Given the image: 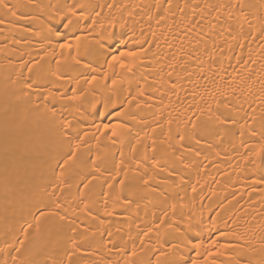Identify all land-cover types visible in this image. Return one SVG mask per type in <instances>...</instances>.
I'll use <instances>...</instances> for the list:
<instances>
[{
  "label": "bare ground",
  "instance_id": "1",
  "mask_svg": "<svg viewBox=\"0 0 264 264\" xmlns=\"http://www.w3.org/2000/svg\"><path fill=\"white\" fill-rule=\"evenodd\" d=\"M171 4H0V264H69V257L72 264H165L178 259L160 255L173 242L185 260L198 258L181 233L202 242L198 259L215 241L213 250L235 245L212 258L218 264H264V183L252 184L264 177V0ZM77 38L79 65L71 59ZM68 42L71 51L62 50ZM127 52L137 55H121ZM77 79L85 90L78 112L67 100L44 99L48 89L71 95ZM121 121L119 137L97 129ZM37 206L56 214L37 225Z\"/></svg>",
  "mask_w": 264,
  "mask_h": 264
},
{
  "label": "snow or ice",
  "instance_id": "2",
  "mask_svg": "<svg viewBox=\"0 0 264 264\" xmlns=\"http://www.w3.org/2000/svg\"><path fill=\"white\" fill-rule=\"evenodd\" d=\"M3 0H0V4H2ZM166 2L168 3V9L170 10L171 7H172V4H171V0H166ZM238 7H240L241 9H243L244 7V4L243 3H239L237 5ZM6 7V5H5ZM74 7L75 6H69L68 7V19H67V23L68 24H71L72 23V20H71V17L72 16H75L76 15V12L74 11ZM185 7H187V5L185 4ZM12 15L14 17H16L17 19H20L21 17L17 16L16 13L13 11L12 12ZM241 16L243 17V19L247 20L248 19V16L246 13L244 12H241ZM61 19H64V15L62 14L61 15ZM218 19V17H217ZM3 21H0V23H2ZM52 29H49V31H51ZM253 40H255L257 37L255 36H252L251 37ZM261 40H264V30H262L261 34H260V37H259ZM242 47V45H241ZM60 48L63 50V49H68L71 51L72 49V43L71 42H68V43H64V44H61L60 45ZM81 55V52H80V46H79V38H77V44H76V49H75V54L74 55H71V59L72 61L79 65L81 63V60L79 59ZM122 56H128V57H135L137 54L135 52H127V53H121ZM112 61L113 63H117L118 60H117V57L113 56L112 57ZM61 61H57V64H59ZM119 67L121 69H125L127 68L129 71L131 70L130 69V66L125 64V63H119ZM94 71V69H93ZM29 72H31V68L29 69ZM53 75L55 76V79L57 81H60L63 79L62 76H60L58 73H53ZM87 85L89 86H93L96 84L97 82V78L95 76H92L90 79H86L84 81ZM27 87L31 88L32 85H27ZM58 87V86H57ZM36 91H40L41 89L40 88H36L35 89ZM84 89L81 88V81L80 80H76L75 81V86L71 88V95H68V96H65L63 93H56V92H53L51 89H48L47 90V95L44 96V99L45 100H51L53 102L57 101V100H60L61 102H63L64 100H67L70 103V110L71 111H75V112H78L79 109H80V105L77 103L78 101H82L83 99V93H84ZM142 94V93H141ZM225 107H227V105L225 104L224 105ZM113 107H116V104L113 103ZM91 108L93 111L96 110V104L93 103L91 105ZM53 115H55V112H53ZM81 115H83V113H81ZM116 115L117 116H121L122 113L117 111L116 112ZM219 120V123L221 124H224L225 123V120L224 119H221V118H217ZM235 122V121H233ZM62 123L64 124V126L66 128H70L72 127V121L71 120H67V121H62ZM169 124H171V121H169ZM103 128V131L105 133H108L109 134V139H112V138H116V137H119L123 134V131L125 130V125L123 124V122H116V123H112V124H103L102 126L101 125H97V129L99 131L100 128ZM193 129H195L197 127L196 124H193L192 125ZM252 135H255V132L253 131L252 132ZM169 137H170V133H169ZM178 139L181 141V143L186 139L185 135L183 133H180L178 134ZM262 139H264V134H262ZM113 142H115V140L113 139ZM200 141L197 139L196 140V143H199ZM161 143H163V141H161ZM153 144H155V141H153ZM80 150V143L77 142L74 146V148L70 147V151L68 153V155L65 157L64 161H63V164L61 165V171L57 177L58 180H60L61 182H63V177L65 176V171L64 169L71 163L73 162L75 159H76V156H77V152H79ZM153 152H155V148L152 149ZM260 153L264 154V144H261L260 145ZM259 155V154H258ZM153 159V165L152 167L154 169H159L160 167V160L159 159H156L155 157L152 158ZM141 165L139 163H137V168H139ZM119 167V166H118ZM92 179H96L95 176L92 177ZM150 179V178H149ZM149 179H144L143 183L145 185H148L149 184ZM89 183H91V181L89 180ZM118 183H120L121 185H123L124 181H118ZM260 183H264V177H260L258 179H253L252 181V184L253 186H255L256 184H260ZM109 187H111L112 185L109 184L108 185ZM83 187L87 188L88 187V184H84ZM107 203V200L105 199V204ZM57 208L60 207L59 203H56L55 205ZM85 209H88V211L90 212L91 209L89 208L88 204H85ZM56 213L52 212L51 210H44L42 208H39V206H37V214L33 216V220L34 222L39 225L41 220L50 216V215H55ZM104 214L105 215H112V212L111 211H108L107 209L104 210ZM95 218V217H93ZM60 219L61 220H64L65 217L64 216H60ZM161 224L163 223V221L160 222ZM32 225L29 224V227H31ZM149 233H145V235H148ZM110 235V233H109ZM181 237H182V240L181 242L187 246L188 244H191V247L192 249L195 250V255L196 257H201V252H200V249L201 247L203 246L202 245V242H196V241H193L191 240V238H188V237H185L183 235V233L180 234ZM25 237H27V233H25ZM21 245H23V242L21 241L20 242ZM71 247L73 248L74 251L78 250V245L80 243V241H77L76 239H73L71 240ZM141 243L143 244V241H141ZM215 245V241H213V243L211 245L208 246V249L204 252L203 254V258L201 259H198V258H188V260H185V258L183 256H180L179 253H176L174 250L175 249H178L181 245L180 243H176V242H173L171 243L170 247L167 249V251H162L160 253L161 256H164V257H167V256H170V255H174V256H177L178 259H173V260H166L165 261V264H218V261L215 260V259H212L213 257H216V256H221V255H224L225 253V250L229 249V248H232V247H235V245L231 244V243H224V244H220L217 247V250H213V246ZM132 257H135L137 256V252L135 249H133L132 253H131ZM69 264H72V261H71V257H69ZM131 264H136L135 261H132ZM156 264H160V261L157 260L156 261Z\"/></svg>",
  "mask_w": 264,
  "mask_h": 264
}]
</instances>
